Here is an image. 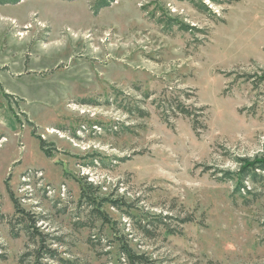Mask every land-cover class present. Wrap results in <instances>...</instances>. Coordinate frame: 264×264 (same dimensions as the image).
<instances>
[{
  "label": "rangeland",
  "instance_id": "374dc122",
  "mask_svg": "<svg viewBox=\"0 0 264 264\" xmlns=\"http://www.w3.org/2000/svg\"><path fill=\"white\" fill-rule=\"evenodd\" d=\"M256 158L264 0H0V264H264Z\"/></svg>",
  "mask_w": 264,
  "mask_h": 264
},
{
  "label": "trees",
  "instance_id": "16d2710c",
  "mask_svg": "<svg viewBox=\"0 0 264 264\" xmlns=\"http://www.w3.org/2000/svg\"><path fill=\"white\" fill-rule=\"evenodd\" d=\"M182 27L183 28H181V29L183 31H191L192 30V28L188 27V26H182ZM3 95H4V97H6V99H9V97H10L7 94H3ZM175 109L181 115H184L187 117H190L192 115L187 109L181 107L180 104H177L175 106ZM237 162H238L239 168L236 172V178H237V180H236L237 181V185H236L237 190L236 191L239 192L240 190L244 189L243 181H244L246 176H250V174H252L253 176H256L255 171H264V158H260V159L256 158L252 161H249L246 159H240V160H237ZM80 197L82 199H86L90 203L94 204V200H92V197H90L88 195L87 191H85V189L83 187H81V196ZM98 213L102 219L105 218V216H103V214L101 212H98ZM30 228H31V226H30ZM29 239L32 241L33 235ZM42 242L43 241L40 240L41 244H42ZM119 250H120L122 257L124 258V261H125L124 263H126V264H149V261L146 257H144L142 255H136L122 241L120 242ZM34 257H35V261L37 260L36 264H38V259L40 258L38 251H36L34 253Z\"/></svg>",
  "mask_w": 264,
  "mask_h": 264
},
{
  "label": "bare ground",
  "instance_id": "6f19581e",
  "mask_svg": "<svg viewBox=\"0 0 264 264\" xmlns=\"http://www.w3.org/2000/svg\"><path fill=\"white\" fill-rule=\"evenodd\" d=\"M52 133L55 132L54 130H50Z\"/></svg>",
  "mask_w": 264,
  "mask_h": 264
}]
</instances>
